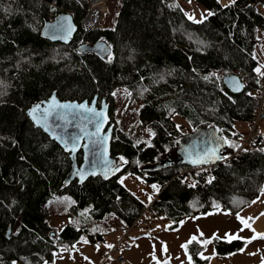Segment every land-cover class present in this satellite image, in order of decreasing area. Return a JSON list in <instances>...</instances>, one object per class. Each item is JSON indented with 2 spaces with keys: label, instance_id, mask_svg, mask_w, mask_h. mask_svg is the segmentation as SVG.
<instances>
[{
  "label": "trees",
  "instance_id": "trees-1",
  "mask_svg": "<svg viewBox=\"0 0 264 264\" xmlns=\"http://www.w3.org/2000/svg\"><path fill=\"white\" fill-rule=\"evenodd\" d=\"M62 1L46 0L48 8L43 9L29 0H0V261L38 264L80 236L96 241L101 233L90 231L88 223L109 214L127 225L148 205L171 230L185 217L214 210L213 202L235 213L256 198L264 183V138L258 133L247 145L238 139L254 117L255 94L264 78L253 71L264 63V0H235L227 7L199 0L214 13L199 23L184 15L178 0H114L112 26L84 28L76 21L68 43L41 34L45 19L52 16L48 12L65 11L55 7ZM174 4L179 7H170ZM100 38L111 45L110 62L77 50L78 43ZM225 70L246 79L241 92L223 84ZM213 72L220 80L209 75ZM118 88L129 90L128 99L140 103L138 123L155 133L150 143L136 144L118 125L113 95ZM52 91L61 99L97 95L109 104L114 124L109 151L126 159L115 175L65 183L68 152L25 111ZM175 113L186 119L187 132L173 120ZM208 125L240 147L226 144L223 158L215 163H182L175 152L179 139ZM164 155L172 162L153 167ZM76 158L80 162L81 150ZM128 173L143 184L159 185L149 203L120 182L119 176ZM63 214L68 221L57 227L54 215ZM203 247L197 240L187 244L191 264L206 263L200 255Z\"/></svg>",
  "mask_w": 264,
  "mask_h": 264
},
{
  "label": "crops",
  "instance_id": "crops-1",
  "mask_svg": "<svg viewBox=\"0 0 264 264\" xmlns=\"http://www.w3.org/2000/svg\"><path fill=\"white\" fill-rule=\"evenodd\" d=\"M245 128L247 129V126H244L243 132L246 131ZM262 186H264V183ZM144 191H147L145 187ZM257 197L259 198L257 199ZM257 197L235 213L219 208V211H204L185 217L181 221H190L189 232L182 236L183 239L177 244L175 250L169 244L170 235L180 233L184 229L186 222L179 223L177 228L170 230L166 228V221L164 222L160 217H154L147 227L133 228L129 232L127 239L130 242V247L121 250L125 258L123 262L111 260L108 263H100V255L105 251L103 250L93 264H167L168 258H171L173 264H187L189 262L188 255L183 254V256H180L179 248H182L181 245L191 235H201V232L203 233V238L208 240L200 252L202 257L207 258L205 264H260L261 259L264 258V237L257 236L251 240L239 238L251 237L254 233L251 229L242 225L236 218V213H239L241 216L249 218L247 222L251 224L256 232H264V192L259 191ZM216 211L218 212L216 217H225L223 224H218L212 215H203V213H216ZM227 212L233 215L227 214ZM193 217L195 218L193 219ZM227 218L236 220V226L233 228L237 233L231 232V230L228 232H231L229 233L230 235L235 234L238 238L231 240L223 238L227 232L223 228L226 226ZM122 227L123 223L115 218L109 228L114 230L116 238L122 231ZM214 232L216 233V237L208 239V235L212 236ZM101 238L103 239V235ZM89 242L93 243L94 241ZM240 249H243V251H240Z\"/></svg>",
  "mask_w": 264,
  "mask_h": 264
},
{
  "label": "snow or ice",
  "instance_id": "snow-or-ice-1",
  "mask_svg": "<svg viewBox=\"0 0 264 264\" xmlns=\"http://www.w3.org/2000/svg\"><path fill=\"white\" fill-rule=\"evenodd\" d=\"M190 2H191V0H189V3ZM217 2L219 3V0H217ZM234 2H235V0H228L227 5H221V6L227 7L228 5L233 4ZM170 7H179V5L174 4V5H170ZM51 10L54 11V8ZM5 11H7V9H5ZM182 11H183V9H182ZM205 11L207 12V16L214 15V13L211 10L206 9ZM184 15L189 20H192L196 23H199V22L207 19V16H205L203 13H201L200 20H196L194 13H189V12L185 11ZM45 27L48 28L52 32L62 33V38L65 41H67V39L69 38V36L72 33L74 25L71 24V18L69 16L62 15L58 18V21L56 23L51 24V25H45ZM96 48L98 50L106 52L107 60L109 62L111 61V59H112V53L110 50L111 45H106L104 43L103 38H100L96 42ZM253 58L255 59V57H253ZM262 69H264V63H257V66L255 68H253V71L256 72L259 76L264 77V71H262ZM193 71H195V69H193ZM209 75L216 77L217 80H220V76L215 72L210 73ZM225 75L227 76L228 81L231 84L234 91H239L240 89H242L244 87V84L241 83L240 80L236 76L228 74L227 70H225ZM163 78H164L163 76L160 77V79H163ZM208 78H209L208 76L204 77L205 80H207ZM257 83H259V80H257ZM143 91H144V89L141 90V92H143ZM124 93L126 95H130V93H128L127 89L124 90ZM113 95H116L115 91L113 92ZM225 95H227V93H225ZM228 99L231 100L232 97L228 96ZM140 107L142 108L143 105H140ZM73 110H76L75 115L77 116V118H79L81 120H85V121H87V123H81L80 125H78V127L80 128V134L73 136L69 140V139H66L64 136L60 135L59 132L51 125L50 117L53 115H58V118L60 120L66 121L67 118L73 114ZM136 111H139V109H136ZM172 111L173 110L171 108H168V112H172ZM27 113L31 117L32 121L37 126L43 127L45 129V131L49 132L54 138L60 140V142L62 143V145L66 151L75 152L77 150V148L81 147L80 141L83 139L84 140L83 147L85 149L86 154L90 153L91 155L95 156V154L97 152H99L101 157L105 161L107 171H119V168L123 167V164H111L108 161V151H107V139H108V137L101 133V128L104 126V122L108 118L104 112L103 107H101L99 109V111H97V109L95 107L88 106L87 104H85L83 102L76 103L75 101H72V102L65 101V102L61 103L60 101H58L56 99L55 95H53L46 102L33 104L31 107H29L27 109ZM91 125H94L93 130L88 131V128ZM146 131L148 133H150L149 140H148V143H150L151 135H154L155 133H153L151 128L146 129ZM215 131L220 132L221 129L217 128ZM234 135H235V133H234ZM221 142H223L224 144H228L233 148H239L240 147V145L236 144L234 141L229 140L227 137L221 136V137L216 138L215 140L211 141L202 150L193 152L190 149L186 148L185 149V159L189 160L192 164L208 163V162L213 161V160L222 159L223 156L217 155V152L221 147ZM13 143H15V141H13ZM139 143H140V140H137L136 144H139ZM165 150L167 151V146H165ZM260 150L264 151V148H262ZM21 158H23V157H21ZM119 160L126 162L125 157L122 155L119 157ZM137 163H139V162H137ZM93 167H95V164H93ZM107 171H106V174H107ZM86 174L87 173H85L83 170L77 172V175L79 176L81 181L84 180ZM93 174H95V173H93ZM211 180H212V177L209 176L208 181L210 182ZM122 181H123V177H121V182ZM65 183H67V180L65 181ZM151 188L153 189V191H158L159 185L156 183H153L151 185ZM141 191H143V189H141ZM260 191L264 192V186H262L260 188ZM258 198L259 197H257V199ZM67 199H70V198H67ZM148 199L149 200L152 199L151 194H148ZM213 207H214V210L219 211V205L216 202H213ZM84 211L86 212L87 209H85ZM203 215H207V213H203ZM194 218L195 217H193V219ZM236 218L238 221H240V223L242 225L251 229L252 232L254 233V235L251 237H246V238L239 237V238L245 239V240H251V239L256 238L257 236L264 237V232H256V230L252 228L251 224L247 222L249 218L241 216L239 213H236ZM179 223L182 224L183 221H180ZM92 230H95V229H92ZM17 231H19V229H17ZM201 235H203L202 232H201ZM213 237H216L215 232L212 234V237H209L208 239H212ZM223 238L227 239V240H231V239L238 238V237H236L235 234L230 235L229 233L226 232L224 234ZM79 239L81 241L87 242L86 237H84V236H80ZM196 239H197V237L195 235H191L189 237L188 241H185V243L181 245V247L185 249V255L186 256L188 255L187 254V244L191 243L192 241H194ZM207 242H208L207 239L199 241V243H201V244H206ZM61 247H63V246H61ZM97 247H98V245H97ZM107 247L111 248L112 245L108 244ZM240 251H243V249H240ZM197 255H199V253H197ZM153 258L155 259V257H153ZM85 259H87V257H85ZM188 260H189V264H191V260H192L191 256H188ZM0 264H3V261H0ZM11 264H16V262L12 261ZM260 264H264V258L261 259Z\"/></svg>",
  "mask_w": 264,
  "mask_h": 264
},
{
  "label": "rangeland",
  "instance_id": "rangeland-1",
  "mask_svg": "<svg viewBox=\"0 0 264 264\" xmlns=\"http://www.w3.org/2000/svg\"><path fill=\"white\" fill-rule=\"evenodd\" d=\"M29 1L38 8H43V9L48 8V3L46 2V0H29ZM178 2L184 12L187 11L189 13H194L196 20H200L201 13L207 16V12L205 11L207 7L204 4H202L199 0H191L190 3H189V0H178ZM219 2L221 4H226L228 3V0H219ZM89 6H90V0H63L62 3L55 5L57 9H65L64 12L74 13L76 21H79L84 16H86V13L89 10ZM104 7H105V10L101 15L100 25L112 26L114 22V14L116 12V6H115L114 0H104ZM124 90L125 89L123 88H118L117 90H115V93H116V95H114L115 119L118 125L129 133V136L133 141H137V140L147 141L150 136V133L146 131V129L148 128L140 126L137 120L136 109L140 103L130 101L128 99L129 95H126L124 93ZM127 91L129 93V90ZM172 118L177 125H180V124L184 125L182 128L183 132H187L189 130L187 121L182 115L175 113L173 114ZM260 131L264 135V122L260 124ZM121 177H123L122 182H121ZM119 180L122 184L132 189L134 193L138 194L140 196V199H142V201H144L145 203H149L151 201L148 199V194L152 195L153 193V189L151 188L152 184H147V185L143 184L141 180H139L138 178H134L130 173L120 175ZM140 186H144L147 189V193L143 191L145 193L144 194L140 190ZM222 210H225V209H222ZM210 212H213V210H211ZM207 214L214 216L215 221H217L218 224L220 223L223 224V220L225 217L224 216L216 217L218 214L217 211L216 213H207ZM227 214H230V213L227 212ZM230 215H233V214H230ZM54 216L57 217L56 219H54L55 225L57 227H59L62 223L68 221L66 220L67 215L65 216L63 214V215H54ZM115 218L116 217L114 215L109 214L105 216L104 219H94L92 221L88 220L90 221L88 223L89 230L91 231L92 229H95V231H99L101 233V237L103 235V239L101 238L100 240L94 241L93 243H90L89 240H87V237H86L87 242L81 241L79 239L77 242H75V244H73L72 246L68 248H60L58 251L55 252L51 260H44L38 264H93L96 262L97 257L101 253V251L105 250L100 255V263H104L101 261V258H102V255L110 249L109 247H107V245L108 244L112 245L116 241L114 230L109 228L111 225V222H113ZM185 220H190V219H185ZM79 221L81 222L82 219L78 218L77 223H79ZM183 222L184 223L186 222L184 225L185 226L184 229L180 233L170 235L169 244L172 246L174 250L176 249L177 244L183 239L182 236H184L187 232H189L188 228L190 226V221L188 222L183 221ZM235 226H236V220L227 218L226 226L223 228L227 232L230 230L231 232L233 231L236 232V230H234L233 228ZM144 227L146 226H143V228ZM231 232H228V233H231ZM196 237H197L196 240L198 242L200 240L206 239V238H203L202 235L196 234ZM208 237H212V236L208 235ZM124 240L129 242L127 237ZM165 244L167 245V243ZM184 251H185L184 248H179L180 256H183V254H185ZM200 255L202 256V254ZM85 257H87V259H85ZM168 259H169L168 262L172 263L171 258H168ZM15 262H18V261H15ZM16 264H21V263L18 262Z\"/></svg>",
  "mask_w": 264,
  "mask_h": 264
},
{
  "label": "water",
  "instance_id": "water-1",
  "mask_svg": "<svg viewBox=\"0 0 264 264\" xmlns=\"http://www.w3.org/2000/svg\"><path fill=\"white\" fill-rule=\"evenodd\" d=\"M62 15L69 16L71 18V24L74 25L72 33L69 36V38L67 39V41H65L62 38V33L52 32L48 28L45 27V25H51V24L56 23L58 21V18L60 16H62ZM76 29H77V23H76V20L74 19V16L72 15V13L71 12L62 11V12L57 13L52 19H49V18L45 19L44 24L41 27V34L44 37H46L49 40H51V41H61L63 43H68L71 40V38H72L73 34L75 33ZM98 40H96L94 42H91V43L80 42V43L77 44V50L78 51L94 52V53L98 54L99 56L104 57V56H106V52L98 50L96 48V42ZM104 43L106 45H109L105 40H104ZM230 75L236 76L240 80V82L242 83V81H241V79H240L238 74L231 73ZM221 79H222L223 84L226 86V88L229 91H231L233 93H238V92H241L243 90V88H242L239 91H234L232 86H231V84L228 81L227 76L225 74H223L221 76ZM53 95H55L56 99L58 101H60L61 103L65 102V101H68V102L75 101L76 103L83 102V103L87 104L88 106L95 107L97 109V111H99V109L101 107H103L104 108V112H105V114L107 115L108 118L104 122V126L101 128V133L108 137V139H107L108 161L111 164H122V161L117 159L115 156L111 155L110 151H109V143H110L111 133H112V130L114 128V124L110 120L109 104L105 101L104 98H102L101 100H98L97 99V95H94L91 99H86V98L82 99V100L61 99L60 97H58L56 95L55 91H52L50 93V95L47 96L45 99H42L40 101H36V102L30 104L25 109L28 118L32 121L31 117L27 113V109L29 107H31L33 104H36V103L46 102ZM75 111L76 110H73V114L70 115L67 118L66 121L60 120L58 118V115H53V116L50 117L51 125L59 132L60 135L64 136L66 139H69V140L73 136L80 134V128L78 127V125H80L81 123H87V121L77 118V116L75 115ZM33 124L35 126H37L34 122H33ZM37 127L41 128L42 131L45 132L49 136L50 139H52L55 142H57L65 150V148L63 147V145L60 142V140L54 138L49 132L45 131V129L43 127H41V126H37ZM93 128H94V125H91L88 128V131H92ZM215 130H216V127L214 125H208V126H205V127L196 128L195 130H193V131H191V132H189L187 134H184L179 139L178 145H177V147L175 149V152L179 155L178 158L181 160V162L185 163V164H188L190 166H198V165H202V164H211V163L217 162L219 159L210 161L208 163L192 164L189 160L185 159V149L186 148L190 149L193 152H196V151L204 149L206 147V145L209 144L211 141L215 140L216 138L221 137V135H219V133L216 132ZM80 143H81V147L77 148V150L75 152L67 151L68 155L70 157V160H71V164H70V168H69V170H68V172H67V174L65 176V180L70 181V180H72L74 178H77V180L79 182H83L89 176H94V175L100 174L104 178H107V177L115 175L118 172V171H107L105 161L101 157L100 153L97 152L95 154V156L91 155L90 153L86 154L85 149L83 147L84 140L82 139L80 141ZM225 145L226 144L221 142V147L218 150L217 155H221L222 149L225 147ZM78 150H81V160H80V162H78L77 158H76V152ZM169 162H172V158H170L168 155H165V156L159 158L158 160H156L153 163L152 166L153 167H157V166L165 165V164H167ZM93 164H95V167H93ZM81 170H83L85 173H87L85 175L84 180H82V181L80 180L79 176L77 175V172H79ZM106 171H107V174H106ZM93 173H95V174H93ZM7 235H9V229L7 230ZM100 238L101 237H98V239H100Z\"/></svg>",
  "mask_w": 264,
  "mask_h": 264
},
{
  "label": "built area",
  "instance_id": "built-area-1",
  "mask_svg": "<svg viewBox=\"0 0 264 264\" xmlns=\"http://www.w3.org/2000/svg\"><path fill=\"white\" fill-rule=\"evenodd\" d=\"M55 3V0H52ZM94 6V8H92ZM97 9V10H96ZM104 0H90L89 10L80 21L84 28H88L94 25H99L100 18L104 12ZM52 16L53 13L49 12ZM246 82V79L243 80V83ZM255 114L251 121L248 122V131L241 138L242 145H247L254 138L257 133L259 125L264 121V78L261 79L260 85L257 93L255 94ZM193 170H200V167H197ZM152 219V213L149 209V206H146L139 215L134 218L129 224L123 225L120 235L116 238V241L112 244V247L102 255L101 261L104 263L115 260L117 262H123L125 260L124 256L121 253V250L127 249L130 247V243L124 239L127 237L128 233L133 228H141L143 226L149 225Z\"/></svg>",
  "mask_w": 264,
  "mask_h": 264
},
{
  "label": "bare ground",
  "instance_id": "bare-ground-1",
  "mask_svg": "<svg viewBox=\"0 0 264 264\" xmlns=\"http://www.w3.org/2000/svg\"><path fill=\"white\" fill-rule=\"evenodd\" d=\"M91 1H93V0H91Z\"/></svg>",
  "mask_w": 264,
  "mask_h": 264
}]
</instances>
